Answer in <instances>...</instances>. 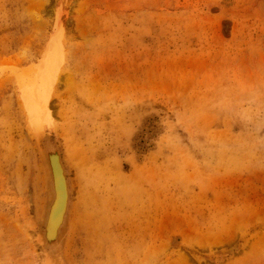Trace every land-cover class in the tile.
I'll list each match as a JSON object with an SVG mask.
<instances>
[{
  "label": "rangeland",
  "instance_id": "1",
  "mask_svg": "<svg viewBox=\"0 0 264 264\" xmlns=\"http://www.w3.org/2000/svg\"><path fill=\"white\" fill-rule=\"evenodd\" d=\"M34 85L70 264H264V0H0V264H48Z\"/></svg>",
  "mask_w": 264,
  "mask_h": 264
},
{
  "label": "bare ground",
  "instance_id": "2",
  "mask_svg": "<svg viewBox=\"0 0 264 264\" xmlns=\"http://www.w3.org/2000/svg\"><path fill=\"white\" fill-rule=\"evenodd\" d=\"M36 89V85L30 89L27 88L24 91V95L30 106L31 112L28 118L30 119L33 134L37 141V148L42 158V167L47 176L50 198L42 223L35 226L34 231L37 236L38 247H35L34 253L42 256L48 264H70L66 248L75 224L77 207H75L76 195L74 190L77 188L76 180L72 176V171L56 131H50V128H52V114L50 115V113L46 112L48 109L43 102L45 99L39 101L38 98H40L41 92ZM53 165L55 166L56 174L53 173ZM32 183L31 177L25 191L28 210L31 216L35 218V187H33Z\"/></svg>",
  "mask_w": 264,
  "mask_h": 264
},
{
  "label": "water",
  "instance_id": "3",
  "mask_svg": "<svg viewBox=\"0 0 264 264\" xmlns=\"http://www.w3.org/2000/svg\"><path fill=\"white\" fill-rule=\"evenodd\" d=\"M53 173H55V166L53 165ZM56 174V173H55ZM55 186V185H54ZM56 192V191H55Z\"/></svg>",
  "mask_w": 264,
  "mask_h": 264
}]
</instances>
